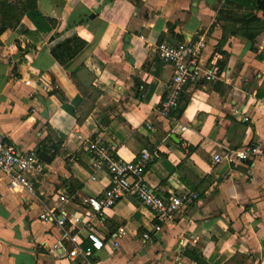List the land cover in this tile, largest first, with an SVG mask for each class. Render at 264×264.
<instances>
[{"label":"crops","instance_id":"crops-1","mask_svg":"<svg viewBox=\"0 0 264 264\" xmlns=\"http://www.w3.org/2000/svg\"><path fill=\"white\" fill-rule=\"evenodd\" d=\"M7 4L27 10L18 17L3 12ZM199 38L206 43L199 67L215 64L218 79L195 75L174 115H158L174 69L157 57V45ZM73 40L84 48L60 63L53 51ZM189 109L210 117L193 138L203 135L219 148L222 160L212 171L185 164L203 143L186 137ZM0 128L20 153L52 158L39 159L28 175L33 193L11 189L0 171V264H101L109 259L103 250L87 259L67 255L90 246L89 232L103 237L116 264H177L178 256L180 264H197L195 256L208 264H264L261 10L227 8L226 0H0ZM94 137L114 144L126 161L144 149L155 152L145 179L161 197L198 196L153 244L141 239L153 229V215L135 197L125 196L106 215L89 211L87 200L111 182L87 152ZM250 147L260 151L251 164L236 160L235 152ZM177 182L183 187L167 190ZM48 211L65 226L42 220ZM58 244L66 252L55 251Z\"/></svg>","mask_w":264,"mask_h":264},{"label":"built area","instance_id":"built-area-1","mask_svg":"<svg viewBox=\"0 0 264 264\" xmlns=\"http://www.w3.org/2000/svg\"><path fill=\"white\" fill-rule=\"evenodd\" d=\"M205 48L206 43L202 38L181 45H172L167 42L157 45V57L174 69L171 81L165 89V96L157 109L158 115L166 118L171 117L195 75L202 76L207 83H212L218 79L219 71L215 64L207 65L204 68L199 67V61ZM243 121L248 122L249 118L244 117ZM148 129L153 130L152 125L149 124ZM182 129L184 130V128ZM87 152L94 161V168L105 170L111 178L110 185L105 191L87 200L89 211L92 215L102 216L104 208H114L127 195L135 197L153 215V229L141 234V239L145 244H153L159 233L166 226L174 223L177 214L198 199L195 193L190 192L175 194L165 199L150 187L145 177L154 161L155 152L149 149H144L134 160L126 161L118 157L114 144L106 142L101 137H94L87 145ZM145 152H147V156H145ZM259 154L258 147H250L235 152L234 157L238 161L252 162ZM39 166L40 160L37 153H20L14 145L7 142L0 128V171L3 175L8 176L11 189H24L33 193V184L28 175L37 171ZM175 201H180V204L174 206ZM97 205H100L99 210L96 208ZM41 219L44 221L54 220L58 226H65L64 217L58 216L52 211L41 215ZM87 239L90 242L89 247H77L67 253L71 260L78 257L87 259L103 250L104 240H101L99 235L89 232ZM97 243H100L102 247L97 248ZM114 245L113 248L116 249L118 244L114 243ZM53 249L66 252L62 244L54 246ZM180 260L181 256H178L175 262L180 264Z\"/></svg>","mask_w":264,"mask_h":264},{"label":"clouds","instance_id":"clouds-1","mask_svg":"<svg viewBox=\"0 0 264 264\" xmlns=\"http://www.w3.org/2000/svg\"><path fill=\"white\" fill-rule=\"evenodd\" d=\"M253 95H255V93H253ZM250 107V105L248 106ZM248 107L244 108V111L248 110ZM209 112L212 111V109H208ZM190 109L185 111V114L182 118L183 123H185L188 128L190 129V131L186 134V137L189 139V141L191 143H200V141L202 140L203 143L200 144V147L196 150V152L187 154V159L185 160V164L188 167H194L196 162H200L205 164L206 167V171H212L213 169L216 168V164L217 162H220L222 160V154L220 156H218L216 153L217 151H219V148H216V151H213V148L215 147V145L209 146V142L207 139L204 138L203 135H201L198 139H194V129L196 127L202 126L203 123L207 120L210 119V117H194L192 115H189ZM161 151L163 152H167L168 149L164 148L161 149ZM242 155V154H241ZM145 156H147V152H145ZM180 159H184V156H181ZM179 162V161H177ZM218 171V169H217ZM164 175L167 176L168 173L164 172ZM179 186V187H183L181 185L178 184L175 185L172 189H167L169 191H175V188ZM180 201H175L174 206L179 205ZM97 210L100 209V205L96 206ZM110 210L108 208H104V212L103 215L108 214ZM99 227L103 228L104 226L98 225ZM99 235V233H98ZM103 239V237H101V240ZM97 248H101L102 245L100 243H97L96 245ZM113 247H115V245H113ZM103 254H107L108 256V260H104L101 261V264H116V260L113 259V257L116 255L114 253H112L110 251V249L108 248V246H103V251L101 253Z\"/></svg>","mask_w":264,"mask_h":264},{"label":"trees","instance_id":"trees-1","mask_svg":"<svg viewBox=\"0 0 264 264\" xmlns=\"http://www.w3.org/2000/svg\"><path fill=\"white\" fill-rule=\"evenodd\" d=\"M234 6H240V7H248V8H256V10H260L257 7L256 0H226V7L227 8H232ZM4 9L7 10V12H10L12 14L17 15L20 12V15L18 17H23L25 11L27 9H22V7L19 4L10 6V5H4L3 6V12ZM255 17V16H252ZM85 46V43L81 40H73L69 41L66 44L58 47L53 51V56L57 61L60 63H66L73 59ZM183 97V96H182ZM182 100V98H181ZM177 110V109H176ZM176 110L171 114L174 115ZM182 111V109H181ZM249 164H251L249 162ZM195 260L197 264H208L203 258L195 256Z\"/></svg>","mask_w":264,"mask_h":264},{"label":"water","instance_id":"water-1","mask_svg":"<svg viewBox=\"0 0 264 264\" xmlns=\"http://www.w3.org/2000/svg\"><path fill=\"white\" fill-rule=\"evenodd\" d=\"M256 4H257V7L264 14V0H256ZM108 122H109V120L106 119L105 123H108ZM36 153H39V150H37ZM39 159H41L43 162H46V163H51V161H52V158L44 152L39 153Z\"/></svg>","mask_w":264,"mask_h":264}]
</instances>
